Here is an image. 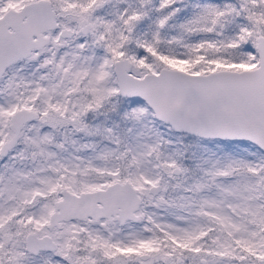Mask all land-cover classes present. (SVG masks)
I'll return each instance as SVG.
<instances>
[{"label": "snow or ice", "instance_id": "1", "mask_svg": "<svg viewBox=\"0 0 264 264\" xmlns=\"http://www.w3.org/2000/svg\"><path fill=\"white\" fill-rule=\"evenodd\" d=\"M0 264H264V0H0Z\"/></svg>", "mask_w": 264, "mask_h": 264}]
</instances>
